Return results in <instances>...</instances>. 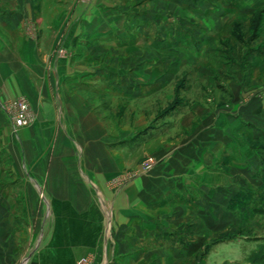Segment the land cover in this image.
I'll return each mask as SVG.
<instances>
[{"label":"crops","instance_id":"crops-1","mask_svg":"<svg viewBox=\"0 0 264 264\" xmlns=\"http://www.w3.org/2000/svg\"><path fill=\"white\" fill-rule=\"evenodd\" d=\"M47 1L0 0V264H264V0Z\"/></svg>","mask_w":264,"mask_h":264},{"label":"rangeland","instance_id":"rangeland-1","mask_svg":"<svg viewBox=\"0 0 264 264\" xmlns=\"http://www.w3.org/2000/svg\"><path fill=\"white\" fill-rule=\"evenodd\" d=\"M56 5H58V1L57 0H48L47 1V6L46 7H52L53 9H55V7H57ZM153 7V6H152ZM167 9L171 10V6L167 5ZM58 10V8H57ZM188 18H191V16ZM232 23V21H231ZM259 24V20H258V16H255L253 18H251L250 20H246L244 21V23L242 24V27H245L244 29L246 30V37L249 39L252 35H254L255 31L254 29H257V26ZM237 26V25H236ZM238 26H240L238 24ZM59 54H66L68 51L64 48H59L57 49ZM122 64H120L121 66ZM131 68V67H130ZM170 91V89H169ZM197 91V90H196ZM91 99L96 100V102L99 104L100 108L102 109L103 114L105 115L106 119L110 120V116L113 117L114 119L116 118H120L122 117L121 115L126 113V106L124 105V101H118L117 104L116 102H110V100L107 99V97L105 96H95V95H90L89 96ZM166 97V96H165ZM156 98L161 99L162 101L160 103H156L152 100V102H138V104H136L135 106H132V108H135V110H137L139 112V114H141L142 116L147 115L150 112V108H154L156 110V108L160 105H162L163 103H165L164 100V95H158L156 96ZM175 105V101L169 103V105L167 106L166 110L169 111V109L171 107H173ZM99 108V107H98ZM120 115V116H119ZM136 118L138 119L139 116H136ZM148 154V153H147ZM145 154L144 157L141 159V164L146 161L148 158H152L153 159V166L149 169L151 170L154 166H156L159 162V160L157 158H154L152 155H147ZM147 155V156H146ZM147 170V171H149ZM135 176H138L136 174H132L129 175L128 177H126L128 180L129 179H133L135 178ZM264 219V218H263ZM254 221V220H253ZM252 225V224H251ZM262 232H264V229L262 230Z\"/></svg>","mask_w":264,"mask_h":264},{"label":"built area","instance_id":"built-area-1","mask_svg":"<svg viewBox=\"0 0 264 264\" xmlns=\"http://www.w3.org/2000/svg\"><path fill=\"white\" fill-rule=\"evenodd\" d=\"M2 109L7 113L12 123L13 130L17 133L21 128L27 127L32 123L30 106L28 101L17 98L13 101L2 104ZM153 159L150 157L142 163L143 171L149 170L153 166ZM87 259H82L79 264H86Z\"/></svg>","mask_w":264,"mask_h":264},{"label":"trees","instance_id":"trees-1","mask_svg":"<svg viewBox=\"0 0 264 264\" xmlns=\"http://www.w3.org/2000/svg\"><path fill=\"white\" fill-rule=\"evenodd\" d=\"M260 19H261V14L258 16V20H259V22H260ZM173 107H171L170 109H172ZM170 109H169V111H170Z\"/></svg>","mask_w":264,"mask_h":264}]
</instances>
